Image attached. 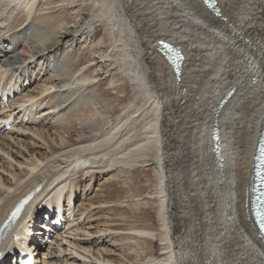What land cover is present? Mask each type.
Segmentation results:
<instances>
[{"label":"bare ground","instance_id":"6f19581e","mask_svg":"<svg viewBox=\"0 0 264 264\" xmlns=\"http://www.w3.org/2000/svg\"><path fill=\"white\" fill-rule=\"evenodd\" d=\"M41 1L51 6L58 0H0V101L13 97L22 80L30 78L25 61L34 59L51 72L55 81L50 87L45 85L40 94L50 88L69 87L58 93L63 102L77 96L73 108L84 104L91 116L86 122L81 117L83 123L78 122L81 128L76 129L77 137L72 142L61 137V145L71 143V147L42 153L40 159L31 160L30 172L13 171L14 181H0V250L33 253L34 242L26 236H34L36 243L40 240L30 225L40 206L56 203L61 207L64 201L71 206L68 213L72 216L77 186L69 179L78 167L82 166L80 170L84 172L79 178L102 168H112L113 174H108L118 178L138 167L151 166L155 177L151 195L156 199L157 218L152 207L148 208L153 198L145 203L129 198L126 206L135 207L131 209L132 224L107 227L111 231L135 232L137 235L130 234L125 239H135L142 253L134 259L127 256L126 260L104 256L99 264H264V237L247 208L264 127V0H219L223 18L209 11L204 0L61 1V8L75 14L71 30L65 21L53 23L52 11L40 13L52 8H42ZM97 34L101 36L94 44ZM5 37L9 39L6 45L1 41ZM15 37L28 45L22 49L28 57L18 51ZM161 40L181 48L185 58L181 76L159 50ZM80 44L95 45L90 54H94L90 62L96 67L95 74L77 75L76 49ZM111 66L116 68L113 73L118 70L129 79L132 90L127 91H134L135 100L121 102L128 96L124 95V89L129 87L126 82L125 87H119L123 93L117 97L120 103L116 98L87 93H96L94 87ZM115 74L110 80L113 86L117 83ZM233 91V102L226 105L216 121L220 101ZM34 97L18 99L22 107L19 112L29 120L34 119V107L42 104L37 105ZM14 100L8 101L5 110ZM57 101L50 107L57 110L62 104ZM116 102L121 104L120 109ZM214 106L217 109L212 112ZM8 112L2 115L3 120L10 118L14 110ZM74 112L72 115L79 118ZM117 112L121 113L115 116ZM20 117L17 115L12 129L31 131L48 140L46 129L40 125L26 127L29 121L18 122ZM214 125L220 128L218 156L213 145ZM10 131L2 135L7 137ZM2 135L0 150L10 154V143H5ZM54 155L63 161H55ZM49 156L54 160L41 168ZM40 171L22 184L26 177ZM40 184L43 190L36 195ZM127 188L120 191L119 198L115 194L118 190L114 195L108 193V198L116 196L123 201L121 198L130 193ZM29 193L35 197L29 198L22 218L5 223L15 206H24L19 202ZM108 198L102 202L105 204ZM75 217L70 225L80 222ZM108 229L105 231L111 232ZM14 234L18 237L13 238ZM157 234L161 241L159 256L151 252L155 241L147 238ZM69 243L73 244V240ZM130 250L138 253L136 247ZM61 253L63 249L55 246L47 253L51 259L44 263L55 264Z\"/></svg>","mask_w":264,"mask_h":264},{"label":"rangeland","instance_id":"374dc122","mask_svg":"<svg viewBox=\"0 0 264 264\" xmlns=\"http://www.w3.org/2000/svg\"><path fill=\"white\" fill-rule=\"evenodd\" d=\"M61 1L65 2V0H58L56 1L55 4H52L51 6L45 4V1H41L40 4L42 8H46V7H52V8L48 10H42L40 13H43V12L50 13L52 11L53 13L52 15H54L53 23H58L59 21L60 22L65 21L68 26V29L71 30V26L73 25V20L76 19L75 14L71 12L70 10L61 8ZM100 33L102 32L100 31ZM100 36H101L100 34L96 35L94 44L96 41H98ZM8 40L9 39L5 37L1 41L2 43H4V45H6L9 43ZM15 45L16 47L19 48L18 51L21 53L22 56L24 57L29 56L28 53L22 52L23 48L28 47L27 44L22 45L20 39H16L15 37ZM94 46L95 45H91V44L90 46L89 44L86 46L82 44L77 46V49H76V52L78 54L77 60L80 61V62L79 61L76 62V64H78L77 65V69H78L77 75L78 76H84L85 74H88V75L95 74L94 71L96 67L94 64L90 62V60L94 56V54H92V56L90 55L92 52L91 50H93ZM61 56H63V54ZM25 62L27 63L26 66H27V69L29 70L30 78L26 80H22L21 84L19 85V91L17 87V89L13 93L14 95L13 98H10V101L11 99L12 100L16 99L17 101L14 100L13 101L14 103L11 102V105L12 106L14 105V107L9 105L10 106L9 108L10 110L11 109L14 110V113L23 115L22 111L19 112V110H21L22 107L20 106L21 107L20 108L18 106L21 104L20 103L22 99L21 97L27 96V95H35L33 100L37 102V105L42 103L41 104L42 106L39 105L40 107H37V106L34 107L33 109L34 119L32 120L28 119L26 122L28 121L29 122L28 124H26L27 126L24 125V127L34 126L35 128H38L37 125H40L41 129L42 128L46 129V131L48 132L50 136L47 137L48 140H43L39 138L38 135H37L38 137L35 136L36 134L31 131L28 132V131L23 130L22 132H18L16 128L12 129L11 130L12 132L10 131L9 132L10 134L7 137L2 135L5 143L9 141L8 143H10V145H8V147L10 146L11 150L9 149V151L11 152L10 154H7V153H4L2 150H0V181L1 182L4 181L6 178L13 180V177L11 175V172L13 171L18 172L19 170H24L23 174H26V171L30 172L31 168L29 164L32 163L31 160L36 161L40 159L42 153L51 154V152L54 150H60L61 148H65L67 144L61 145V142H62L61 137H63V139L66 142H72L77 137L75 134L76 129L81 128V123L80 125H78L79 124L78 122H82V121L86 122L87 119L91 116L88 113V110H86L89 107L88 106L85 107L84 104H83V107L79 105L77 106V109H75L76 107L73 108L74 104L77 101L76 100L77 96H75L68 102H63L65 100L61 97V94H58V93H63L64 91L68 90L69 87L59 86L53 89L50 88L47 93H43L41 95L40 91L45 85L50 87L51 85H53V83H55V81L51 77V72L49 70H46L45 66L43 67V69L45 68L46 71L43 70L41 66L38 64V61H35L34 59H29ZM80 68L83 70H81ZM115 69L116 68H112L111 66L110 71L107 73L108 76L104 75L103 80L94 87V89H96L95 90L96 93H92L91 90L87 91V93H89L90 95L100 94L101 96L105 98H110V99L116 98V100L118 101L117 97L123 94L122 92H119V87L120 86L125 87V82H126L129 84V87L124 89V95L128 94V96H126V99L121 102L125 104V103H129V101H133V99L136 97L134 91L131 93L127 91V90H132V85H130L131 82L129 81L128 78H123L124 76H122V74L119 73L118 70H116L115 72L117 75L113 73ZM114 74L116 75V80H117V83L115 85L116 88L110 83V80L112 79ZM52 80L54 81L53 83H52ZM20 94L21 96H19ZM56 95L57 96L60 95V97L58 98ZM17 96H19L20 98L19 97L17 98ZM18 99H20V101ZM56 100H58L57 103H59V101L62 102V104H60L61 106L57 108V110L55 108L53 109L50 107L51 105L56 104L55 103ZM118 102L120 103V101ZM118 102H116V107L118 106V108L120 109L121 104H119ZM22 104L26 105L23 102ZM36 107L38 110L36 109ZM14 108L15 109L19 108V109L18 110L16 109L15 111ZM39 108L41 109L40 111H39ZM215 109H217V106L213 107L212 112H214ZM60 110H63V111L60 112ZM74 110L77 111L76 116L78 115L79 118L74 117L75 116ZM119 113L121 112H117L115 116H118ZM46 114L48 115V117H46L47 116ZM40 115L43 116V118L40 117ZM70 115L73 116V118ZM81 117L82 119L83 118L84 119L82 120ZM42 123L44 126L42 125ZM34 127L33 129H35ZM14 130H16L17 132ZM15 138H17V142ZM67 138L68 139L70 138V139L67 141L66 140ZM22 144L26 145V147H28L30 151L24 148ZM70 145L71 143L67 145L66 148L71 147ZM18 150H20V152H17ZM54 157H55V161H63L59 155H54ZM27 160H29V162H27ZM53 160L54 158L52 156H49L48 158L45 159L41 168L44 169L45 167L49 166L48 164L52 162ZM67 165L68 163H64L63 166H67ZM81 167H78L77 169H75L74 171H76L77 173L74 174L73 172L72 176L69 179V183L71 182L70 180H72L77 186L75 187L76 196H75L74 205L72 206V208L74 209L75 214H79L75 217V219L79 217L80 224L76 227L74 224H72L74 227H72L71 229L67 231L65 230L61 232V235L59 234L60 239L56 237L57 239L55 243L57 244L56 245L54 244L53 247L55 248L56 246V247H59L58 249H63V253H61L63 257L60 258V260L56 261L55 264H83V263L84 264L86 263L99 264L104 256L105 257L110 256L113 259H118V260H126V258L128 257L130 258L132 256L131 258L134 259V257H136L137 254L142 253V251H140V247L137 246L138 243L135 239L128 240V239H125V237L130 234L131 235L133 234L134 236L137 234L133 231L123 230V229H120L117 231H114V230L111 231L108 228L109 227L115 228V226L123 227V226L132 224L133 216H131L132 215L131 209L135 210V207L132 208V207H128L129 205L126 206L127 205L126 203L129 198H130V201L131 200L136 201V202L138 201L140 203L148 202L151 198H153V200L151 199L152 200L151 204H148L149 205L148 208L150 209L152 207L151 210L153 214L155 215V218H157V213L155 212L156 199L154 198V195H151L152 194L151 192L154 191L151 188V185L153 184L152 182L155 179L154 169L151 166L138 167V169L136 170L133 169L128 174L126 173L125 176H121V177L118 176V178L116 176V178L115 177L113 178L112 175H109L110 173L113 174L112 168L110 169L102 168V169L91 170L89 173L84 175L82 178H79L84 173L82 172V170H80ZM40 173L41 171L35 172L31 174L29 177H26L23 180L22 184L30 180L33 175H38ZM88 175L90 176L93 175V177L91 176L90 178V176ZM122 178H125V179H122ZM0 186H1V183H0ZM125 187L126 188L128 187L127 189H129L130 193H128V196L126 198L124 199L121 198L123 201L118 200L119 194H121L120 191ZM143 187H145V189ZM117 190L118 192L115 194H117L118 198L116 196H114L112 199L108 198L110 197L108 193L111 194L110 192H112V195H114L113 193ZM139 197H140V200L142 201L139 200ZM106 198L109 199L108 200L109 202L107 201L108 203L106 202L104 204L102 201L107 200ZM67 206L68 208L71 207L68 204ZM143 209L144 208L142 206V211ZM129 216H131V218ZM105 229H108V231H111L112 235H111V232L108 233L106 232L107 230L105 231ZM147 238L149 239L152 238L155 241V245H154L155 247L153 246L152 247L153 249L151 248V252L154 253L156 256H159V253L161 251L160 250L161 241L159 240L160 239L159 235L157 234L156 236H153V237L147 236ZM67 240H69V242L73 240V244L67 242ZM74 242H81V243H79V245H75ZM135 247L138 248L137 250L138 253L134 251L132 252L130 250ZM85 248L87 249V251L85 250ZM142 256L144 257V255ZM111 264H118V263L111 262ZM124 264H128V263L125 262Z\"/></svg>","mask_w":264,"mask_h":264},{"label":"snow or ice","instance_id":"6c2138e0","mask_svg":"<svg viewBox=\"0 0 264 264\" xmlns=\"http://www.w3.org/2000/svg\"><path fill=\"white\" fill-rule=\"evenodd\" d=\"M177 59H179V53H176ZM259 160L261 162V172L264 173V144L260 147ZM261 187L264 188V174L259 175ZM261 207L257 209V216L260 220L261 226L264 227V191L261 192L260 197Z\"/></svg>","mask_w":264,"mask_h":264},{"label":"water","instance_id":"95a60500","mask_svg":"<svg viewBox=\"0 0 264 264\" xmlns=\"http://www.w3.org/2000/svg\"><path fill=\"white\" fill-rule=\"evenodd\" d=\"M211 1V0H209ZM165 50L164 53L166 54V56L169 58L170 62L172 63L173 67H175L179 74L180 71L182 69V64H183V58H182V50L180 47H174L173 45H166L165 47H163ZM176 53H179V59H177L176 57Z\"/></svg>","mask_w":264,"mask_h":264}]
</instances>
